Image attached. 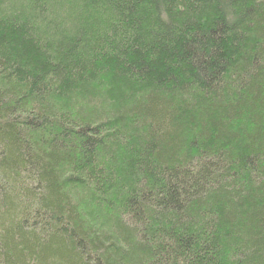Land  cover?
Wrapping results in <instances>:
<instances>
[{"label": "trees", "instance_id": "trees-1", "mask_svg": "<svg viewBox=\"0 0 264 264\" xmlns=\"http://www.w3.org/2000/svg\"><path fill=\"white\" fill-rule=\"evenodd\" d=\"M11 1L0 264H264V0Z\"/></svg>", "mask_w": 264, "mask_h": 264}, {"label": "rangeland", "instance_id": "rangeland-1", "mask_svg": "<svg viewBox=\"0 0 264 264\" xmlns=\"http://www.w3.org/2000/svg\"><path fill=\"white\" fill-rule=\"evenodd\" d=\"M54 1V0H53ZM58 4H61V5H63L64 7H63V10H61L59 7H54V8H52V7H50V10H52L55 14H57V17L59 18L58 20L59 21H61V20H70V19H72V18H75V19H79V21L78 22H76L75 24L77 25V26H86V24H90V23H92L93 21H91V20H89L88 19V16L84 13V11L83 10H77V12H75L74 10H72V6H73V3H71L72 1H70V0H55ZM22 5V1L21 0H12L11 1V3H10V6L11 7H13V8H19L20 6ZM74 8H77L76 6H73ZM48 8H49V6H48ZM83 11V12H82ZM17 12V11H16ZM53 13V14H54ZM10 15H13V14H10ZM89 26V25H88ZM66 27H68V25L66 26ZM93 44V41L91 42V41H85V45L83 46V55H84V59H88L87 57H86V55H85V51H86V47H87V45H92ZM80 90L81 89H79V92H80ZM114 90V88L112 87V86H110V88H108L107 87V89H106V91H104V90H102L99 94H98V98H101L102 97V95H105L106 93H110L111 95H113L116 99H118V98H121V97H124V98H126L127 96H126V94L124 93V92H126L125 90H115V91H113ZM124 91V92H123ZM119 92H121V93H119ZM87 94V93H86ZM128 96H131L132 95V93H129L128 92ZM81 99L79 98V100L78 101H80ZM113 102L114 103H116V101L115 100H113ZM120 102V101H119ZM113 103V104H114ZM112 104V103H111ZM129 104H126L125 106H121V108H117V110L119 109H122V108H124V107H127ZM114 106V105H113ZM118 110V111H119ZM117 111V112H118ZM120 114V113H119ZM125 127H126V125H124ZM127 129V127L125 128V129H123V130H126ZM129 129V128H128ZM133 132V135H134V132H135V130H133L132 131ZM139 132L140 133H142L141 132V130H139ZM75 191V193H78V197H77V201H79V199L81 200H83V201H85L86 203H84V206L86 207L87 206V204L88 203H90V202H93L92 200H93V198H89V196H88V193L87 192H85V191H82V190H76V189H74ZM88 199H89V201H88ZM88 206H91L90 204L88 205ZM94 207V206H93ZM100 207H102L100 210H105V207L104 206H100ZM94 209H95V207H94ZM88 211H90V210H88ZM106 212H101V211H99L100 212V214H101V216H103V218H104V220H101L99 217H91V216H87L88 218H87V221H88V223H90V225L91 226H93V227H95L97 230H101V231H106V229H108V228H110V217H111V215L113 214V213H111L110 214V210H109V212H107L108 210H105ZM98 211H97V213H99ZM89 214H91V213H89ZM97 215V214H96ZM93 216H95V214H93ZM109 218V219H108Z\"/></svg>", "mask_w": 264, "mask_h": 264}]
</instances>
